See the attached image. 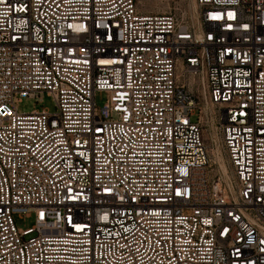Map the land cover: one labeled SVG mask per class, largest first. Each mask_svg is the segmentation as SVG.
Instances as JSON below:
<instances>
[{
	"label": "built area",
	"instance_id": "1",
	"mask_svg": "<svg viewBox=\"0 0 264 264\" xmlns=\"http://www.w3.org/2000/svg\"><path fill=\"white\" fill-rule=\"evenodd\" d=\"M195 1L0 0V264H264V0Z\"/></svg>",
	"mask_w": 264,
	"mask_h": 264
},
{
	"label": "rangeland",
	"instance_id": "2",
	"mask_svg": "<svg viewBox=\"0 0 264 264\" xmlns=\"http://www.w3.org/2000/svg\"><path fill=\"white\" fill-rule=\"evenodd\" d=\"M141 10L146 12H166L171 11L184 18H194L197 4L195 0H137ZM96 103L101 106L105 102L106 95L103 92H96ZM20 111H31L32 109L46 108L49 111L55 109V102L51 95L46 92L37 97H23L16 102ZM194 118V116H191ZM205 139L214 158H217L218 135L214 125L210 126L205 133ZM15 221L19 225L29 226L33 223V214L14 215Z\"/></svg>",
	"mask_w": 264,
	"mask_h": 264
},
{
	"label": "bare ground",
	"instance_id": "3",
	"mask_svg": "<svg viewBox=\"0 0 264 264\" xmlns=\"http://www.w3.org/2000/svg\"><path fill=\"white\" fill-rule=\"evenodd\" d=\"M222 166H223L224 169H226V166L223 163H222Z\"/></svg>",
	"mask_w": 264,
	"mask_h": 264
}]
</instances>
